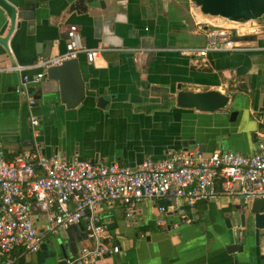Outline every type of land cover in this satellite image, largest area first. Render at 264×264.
I'll return each mask as SVG.
<instances>
[{
    "label": "crops",
    "instance_id": "1",
    "mask_svg": "<svg viewBox=\"0 0 264 264\" xmlns=\"http://www.w3.org/2000/svg\"><path fill=\"white\" fill-rule=\"evenodd\" d=\"M41 1L36 30L24 28L18 34V40L11 43V56L0 46V143L8 152L22 151L33 139L24 102L14 89L19 74L13 68L65 52L64 39L71 23L78 24L85 45L106 47L110 43L106 47L110 50L94 62L85 56L80 62L86 76L103 94H114L116 101L106 110L92 102L75 108L37 102L35 111L42 117L37 140L46 155L135 167L146 158L162 160L182 150L184 140L193 137L194 131L200 134V143L207 144L205 152L219 149L252 155L257 151V133L264 130V50L211 52L207 66L188 58L178 48L199 45L193 42L192 35L198 34L186 0H105L107 7L96 8L91 15L68 10L66 0ZM195 13L200 20L206 18L197 9ZM148 26L155 40L162 32L168 33V41L176 46L138 51L134 56L122 50L128 48L122 44L136 39L131 29L141 32ZM252 44L264 46V33ZM25 71L33 77L41 67ZM180 81L186 90L216 88L229 94L232 107L239 110L237 121L230 122L223 113L176 109L172 96L164 97L160 91ZM164 203L169 211L162 217L169 216L170 221L164 219L166 226L156 222V228L151 221L158 212L150 201L140 205L139 225L131 227L124 223L122 205H103L107 229L120 235L121 248L113 262L109 257L115 254L99 264H120V260L122 264H264V250L251 255L226 250L230 232L226 218L234 205L242 204L239 198L201 200L194 207L183 201ZM79 227L72 237L76 247L88 242L82 235L83 226ZM62 233L67 252L74 255L70 234ZM44 244L37 252L13 251L16 264H58L62 254L53 250L49 240Z\"/></svg>",
    "mask_w": 264,
    "mask_h": 264
},
{
    "label": "built area",
    "instance_id": "2",
    "mask_svg": "<svg viewBox=\"0 0 264 264\" xmlns=\"http://www.w3.org/2000/svg\"><path fill=\"white\" fill-rule=\"evenodd\" d=\"M191 3L192 13L196 14L195 9L201 12L194 0ZM196 33L206 37V44L178 51L202 66L208 65L211 52L264 50V46L252 44L261 33L245 23L218 25L197 20ZM66 38V52L40 57L30 66L18 64L13 69H47L82 53L89 62H94L110 50L86 47L76 25L68 28ZM45 77L46 71L40 72L35 81ZM29 80L25 76L19 90L26 101L31 144L20 152L10 153L0 143V264H16L13 251L37 252L48 234L75 225L83 226L88 242L78 254L68 257L67 264H97L117 253L121 237L108 231L101 214L103 205H122L126 225L131 227L139 225L136 213L140 205L150 201L158 212L157 224L166 226L162 216L169 209L164 202L183 201L194 207L201 200L222 196L239 198L244 204L264 199V130L257 133V151L252 155L191 148L169 153L162 160L146 158L135 167L46 155L37 140L41 133L40 118L33 112L36 101L28 92Z\"/></svg>",
    "mask_w": 264,
    "mask_h": 264
},
{
    "label": "water",
    "instance_id": "3",
    "mask_svg": "<svg viewBox=\"0 0 264 264\" xmlns=\"http://www.w3.org/2000/svg\"><path fill=\"white\" fill-rule=\"evenodd\" d=\"M194 1L200 7L204 15L225 18L237 23H245L247 26L255 27L257 33H264V0ZM66 2L68 4V10L78 14L88 13L91 15L92 11H95L96 8L105 9L107 7L105 0H66ZM41 3V0H0V46L4 48V54H8V56L12 55L11 43L13 40H18V34L23 31L24 28H26L28 32L36 30L38 16L43 7ZM70 25L78 26L76 23H71ZM131 30L135 33L136 39L129 44H122L121 47L130 48L129 54L132 56L138 51L149 52L153 51V48H165L167 50L168 48L176 46H173L172 43L168 41V33L162 32V35L157 36L155 40L153 34L148 33L151 31L149 30V26L145 27L141 32H139L137 28ZM80 32L83 36L81 29ZM64 42L66 46V35ZM104 45L110 47V43H105ZM86 47L96 48L98 46L90 47L86 45ZM186 47H190V45ZM81 56L87 58L86 54L82 53L77 58L67 59L63 63L50 66L47 69L41 67L40 72L46 71V79L40 84H33L37 82L35 81L36 76L40 72L32 77L28 75L25 70H16L19 74V82L14 89L24 102V109L26 110L27 116L26 101L19 89L22 86L25 76H28L30 79L27 89L29 94H31L36 101L33 112L40 118V131L42 117L35 111L37 102H41L46 106H56L58 104L57 102H60V104L68 108H75L83 103L92 102L98 107L106 110L116 101L114 94H103L90 79L91 77L86 76L81 67ZM187 57L189 58V56ZM164 91H160V93H162L164 97L168 96V98H170L172 96L171 103H174L176 109L194 110L199 113H223L228 116L230 122H236L238 119L239 110L232 107V97L220 89L186 90L184 88V82L180 81L175 87L172 86L169 90L165 89ZM191 138L184 140L183 149L198 147L201 151H207V144L200 143L199 141L200 134L198 131H194L193 137ZM78 158L87 160L82 157ZM226 222L230 232L226 236L227 243L225 247L230 254L242 252L246 253V255H251L256 253L257 250L264 245V199H258L252 204L242 203L234 205L229 211ZM124 223L126 224L125 219ZM77 230H80L79 225L72 226L67 230L71 236L70 244L72 243L75 254H78L79 250L82 248L81 244L76 247L74 243L75 239H72L74 231ZM82 235L83 238L86 237L85 232H83ZM44 247L45 244H43L42 248ZM59 247L62 256L58 264H67V259L71 256L67 252V246L64 242H60ZM118 252L109 257V260L112 259L113 262ZM102 260L103 259L98 261L97 264ZM120 262V264L123 263L122 260H120Z\"/></svg>",
    "mask_w": 264,
    "mask_h": 264
},
{
    "label": "rangeland",
    "instance_id": "4",
    "mask_svg": "<svg viewBox=\"0 0 264 264\" xmlns=\"http://www.w3.org/2000/svg\"><path fill=\"white\" fill-rule=\"evenodd\" d=\"M192 1L193 0H186L188 9L190 11H191L190 7H191V4H192L191 3ZM192 15H193V18H194L192 23L195 24L196 21L200 20V19L194 13H192ZM204 17H206V18H204L203 20L207 21V23H209V24H218V25L219 24H224L223 23L224 21H222V19L220 17H213V16H210V15H205ZM191 30H193V29H191ZM192 38H193L194 44H196V45L201 46V45H205L206 44V37L204 35H202V34H200V35L199 34L198 35L195 34L194 36L192 35ZM163 218L166 221H170V220H168L169 216H164ZM151 226H152V228H156L157 227L156 219L151 221ZM131 229H134V228H131ZM47 240H49L51 242V246H52L53 250H55L56 252L60 253L59 244H60V242H63V233H62V231H59L57 233L56 232H52V233L48 234L45 241H47Z\"/></svg>",
    "mask_w": 264,
    "mask_h": 264
},
{
    "label": "bare ground",
    "instance_id": "5",
    "mask_svg": "<svg viewBox=\"0 0 264 264\" xmlns=\"http://www.w3.org/2000/svg\"><path fill=\"white\" fill-rule=\"evenodd\" d=\"M222 19H224V21H226L225 22V24H228V25H238V23L237 22H234V21H230V20H228V19H225V18H222Z\"/></svg>",
    "mask_w": 264,
    "mask_h": 264
},
{
    "label": "flooded vegetation",
    "instance_id": "6",
    "mask_svg": "<svg viewBox=\"0 0 264 264\" xmlns=\"http://www.w3.org/2000/svg\"><path fill=\"white\" fill-rule=\"evenodd\" d=\"M136 218H138V219H139L138 221H140L139 213H136ZM258 250H259V251L264 250V245H263L261 248H259Z\"/></svg>",
    "mask_w": 264,
    "mask_h": 264
}]
</instances>
